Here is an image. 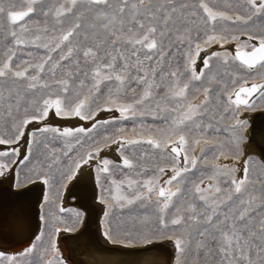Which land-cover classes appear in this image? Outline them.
Wrapping results in <instances>:
<instances>
[{
	"label": "rangeland",
	"instance_id": "obj_1",
	"mask_svg": "<svg viewBox=\"0 0 264 264\" xmlns=\"http://www.w3.org/2000/svg\"><path fill=\"white\" fill-rule=\"evenodd\" d=\"M64 2L65 0H42L41 3L33 5L35 12L26 18L27 31L21 30V25L25 24V21L11 25L5 16H0V67L11 56L14 71L27 68L29 77L38 76V84L45 82L53 84L51 69L59 63V67L55 69V78H65V72H72L75 77L70 82L72 92L80 91L82 95H88L89 99L93 100L92 107L97 113L95 118L90 120H81L74 116L60 117L66 123H59L54 121L53 118L58 116L52 111L49 118L51 117L53 123L46 119L40 125L32 127L31 131H35L37 127L47 126L59 128L61 131L65 128L82 127L85 132H75L69 137L52 131L37 132L35 139L28 134L23 155L21 153L18 156L0 157V162L9 163L12 170L11 177L18 186L34 182L49 187V198L41 210L44 216L43 232L33 244L34 250L25 256L19 254L26 252L28 248L5 256H17L15 264H49L50 261L51 264H64L60 256L55 255L54 245L59 237L58 232L74 231L81 223V214L77 213V210L71 206L63 208L66 187L71 180L67 177L73 175V169L78 162L80 166L91 167L97 175L100 198L107 200L111 205L107 225L116 241L139 246L149 241L155 242L159 238L169 240L173 242L174 246L171 244L169 246L172 247L175 257L174 250L177 246L174 238H179L184 242V251L179 250L178 264H217V259L207 254L206 249L198 244V241H204L209 247L215 248V242L208 234L200 235L206 227H209L202 222L204 214L211 212L208 208L209 204L219 205L216 219H222L225 213L231 217L247 210L251 217L250 227L257 229L259 235L258 226L260 221L264 220V179H262L264 164L256 156H245L248 119L243 113L264 108V93L254 102L244 106L245 108L238 106L231 95L235 90L247 88L253 83H263L264 62H259L253 70H250L236 57L218 52L207 56V60L199 70L194 68L193 63L199 55L196 52L197 44L200 48L210 49L208 47L220 41L231 43L243 36L247 40L240 41L237 49L251 52L253 44L249 38L264 37V16L254 18L245 24L235 20L236 16L247 19L251 15L245 0H206L214 11L224 12L233 19H218L215 22L204 23L206 14L198 7L194 9L195 16L189 14L193 9L184 10V22L177 26L181 33H184L185 29H190L187 38L177 40L176 33H171L165 39V55L162 59L154 53L151 60H146L144 53L140 52L139 59L143 63L138 65L136 57L132 56V45L125 42L130 35L127 33V27L123 34L117 33L121 39L114 46L113 38L109 34L110 30L103 28V21L95 18V11H86L83 3H79L73 9L74 15L84 11L80 21L82 28L75 37L70 38L71 45L65 42L53 51L62 32L72 26L74 15L61 17L63 23L58 24L51 13L45 17L43 10L49 7L55 10ZM179 2L182 0H177V3ZM187 2L191 5L197 0H187ZM2 3L6 9L13 7L14 10H27L28 7L26 0H2ZM92 25L95 27H91ZM118 28L119 25L111 30L115 31ZM13 30L17 32V37L11 36ZM85 36L87 39L84 38ZM208 36H217L219 39L205 43ZM17 38L24 43H15ZM77 45L80 48L98 46L102 57L105 53L117 55V69L122 67L125 60L127 61L129 80L127 87L119 93L116 105L105 103L109 92L104 84L101 85V92L96 94L95 98L89 93L92 86L91 78H86L83 73L90 72L92 65H85L79 52H76L73 58L80 60L79 69L73 63V59L60 60L67 47ZM120 53L125 59L119 58ZM49 56L51 60H48ZM40 64L44 65L43 72L36 67ZM173 71L177 72L176 77L171 76ZM145 73L148 74V83L152 84L151 95L144 99L143 103H136L143 97L146 85L138 84L132 78ZM194 76H199L200 79H194ZM81 79L85 80L83 88L79 87ZM26 83V80L11 76L0 78V92L5 96L8 95V90H11L13 95L19 92L24 97L21 101L22 106L28 107L31 99L50 94V90L41 88L26 92ZM108 84L115 90L114 82ZM184 84L188 85L185 96H175L173 93ZM129 88L135 90L131 91ZM51 91L58 93L59 89L53 84ZM119 105H133L134 110L121 114L118 110ZM189 105L196 106V114L177 128L173 121L189 114ZM105 107H112L110 114L108 111L100 110ZM23 115V107L19 113H14L17 120ZM12 122L7 116V104L0 102V136L13 135L10 127ZM238 122H243V127H240ZM58 124L61 126L59 127ZM70 124L73 125L70 127ZM177 131L187 139L186 145L179 146L182 149L181 158L171 151V144H175L178 139ZM149 140H154L161 146L158 148L148 143ZM197 140L200 141L199 144L195 143ZM129 141L137 142L128 143ZM97 149H99L98 154ZM89 154L91 159H88ZM113 155L121 159L116 160ZM237 156L239 159H236ZM125 158L132 163V167L123 164ZM246 158L250 160V176L254 183L247 184L246 191L236 194L233 190L234 185L230 181L235 179L237 171L240 174L243 172ZM85 159L87 163H84ZM104 160L110 161L108 172L101 171ZM193 161H195L194 165ZM15 168L16 172H14ZM176 171L181 173L180 176L171 185L168 184L167 181ZM45 179L48 183L43 182ZM148 181L153 183L147 184ZM196 185L204 189L203 194L208 197L207 202L200 200V194L194 192ZM148 187L153 188L151 193L147 191ZM160 187L172 191L180 190L164 212H161L160 208L165 198L157 195ZM216 187L221 189L219 193L215 192ZM137 193H144V198L135 200L132 204H128L126 199H116L118 196L131 199ZM251 196L256 197L251 206L241 203V200L247 201ZM191 206H194L195 212L192 211ZM177 209L180 210L179 213ZM178 215L183 216V222L180 225H173L171 220ZM193 216L199 217L200 222L192 219ZM209 231L213 230L209 229ZM0 264H10V262L0 261Z\"/></svg>",
	"mask_w": 264,
	"mask_h": 264
},
{
	"label": "snow or ice",
	"instance_id": "obj_2",
	"mask_svg": "<svg viewBox=\"0 0 264 264\" xmlns=\"http://www.w3.org/2000/svg\"><path fill=\"white\" fill-rule=\"evenodd\" d=\"M28 7L27 10H14L13 7L6 9L3 6L2 0H0V16H5L11 25H17L22 21H25V24L21 25L22 31H27L26 18L31 16L35 12L33 5L36 3H41L42 0H26ZM79 3H83L86 6V11L92 12L95 11V18L97 20L103 21V28L109 29L110 36L113 38V45L115 46L116 42L121 39V36L117 33H124L125 27H127V33L130 34L126 38V43L132 45V56L136 57V63L138 65L142 64L143 61L139 59L140 52L144 53V58L146 60H151L153 54H158L162 59L165 55L164 53V42L165 39L169 37L171 33H176V39L182 40L187 38V33L190 29H185L184 33H181L180 28L177 26L180 23L184 22V10L193 9L189 14L191 16L196 15L195 8H199L206 14L203 22L208 23L209 21L215 22L218 19H233L229 17L224 12L214 11L209 7L206 0H197L194 4H189L187 0H182V2L177 3V0H65L64 3H60L58 7L53 10L49 7L46 10H43V15L47 17L51 13L56 19L58 24H62L63 20L61 17L74 15L73 9L77 7ZM245 3L248 7V10L251 12V15L245 19L243 16H236L235 20L242 21L247 24L249 21L254 20V18H259L264 16V0H245ZM69 6H65V5ZM84 15V11H81L79 15H74V22L72 26L67 28L62 32L59 37V42L56 43L55 47L52 49L55 51L60 48L61 45L67 42L71 45L72 41L70 38H73L77 35L78 31L82 28L81 17ZM119 25V28L115 31L111 29L116 28ZM91 27H95L92 25ZM12 37H17L16 31H11ZM87 39V36L84 37ZM253 37H250L252 39ZM39 39V37H37ZM217 36H208L205 43H211L213 40H217ZM15 43L20 44L24 43L23 40L17 38ZM139 46V47H136ZM48 47V45H44ZM200 45H196V52L199 53ZM11 51V50H9ZM79 52L82 55L85 65L91 64L92 68L90 72H84L83 75L87 78H91L92 86L89 89V93L95 98L96 94L101 92V85L104 84L108 88L109 95L106 97L105 103L109 105H116L119 98V93L125 87H127V81L129 80V75L127 73L128 63L125 60V63L120 69H117V55H112L111 53H105V56H101L99 52V47H83L80 48L78 45L76 47L69 46L66 49L64 55L60 57V60H70L74 58V54ZM191 54H189L190 56ZM218 55V54H217ZM120 59H125L123 54H119ZM237 59L241 60L244 65L248 68H253L256 63L264 62V37H261L259 40V46L254 47L252 52L249 53H238ZM48 60H51V57H48ZM47 63V61H45ZM73 63L76 65L77 69L80 66L79 59H73ZM36 67L39 68L41 72L44 70V65L40 64ZM59 67V63L53 66L51 69V76L53 78V84L59 89L58 93L52 92L53 84L47 82L38 84V76H28L27 68L20 71H14L11 65V56H9L3 66L0 67V78H7L9 76L26 80L25 91L35 90L37 88L48 89L50 94L47 96H41L38 99H31L29 101L30 107L22 106L21 101L24 97L17 92L13 95L11 90H8V95L5 96L3 92H0V102L7 104V116L12 119L10 125L13 135L11 137L0 136V145H13L19 144L21 139H24L26 131L35 139L37 132H57L61 136L69 137L74 135L75 132H85L84 128H65L61 131L59 128H50V127H37L35 131L28 129L30 124H41L48 117L50 112L54 110V115L62 118L78 117L81 120H90L94 119L97 114L93 109L92 104L93 100L89 99L88 95H82L80 91L72 92L71 83L75 77L74 74L70 71L65 72L62 79H56L55 69ZM171 76L176 77L177 72L173 71ZM194 79H200L199 76H194ZM138 84L146 85V88L143 92V97L136 101V103H143L144 99H147L151 95L150 89L152 84L148 83V74L140 75L133 77ZM108 82H114L116 84L115 90H113ZM179 82L177 81V84ZM79 87H85V80L81 79L79 81ZM264 87L262 85H253L250 88H242L240 92L251 94L255 92L258 88ZM188 85L184 84L182 87H179L178 91H175L173 94L175 96L183 97L186 94ZM129 90L134 91L135 89L129 88ZM207 91V90H206ZM53 96L55 98H53ZM115 97V98H114ZM236 104H246V100L240 99V93H236ZM14 101V102H13ZM23 107L24 115L18 120L14 116V113H19ZM99 107V105H97ZM102 111L111 112L112 107L101 108ZM118 110L121 114L134 110L133 105H119ZM188 113L184 115L181 119L173 121L179 128L180 124H183L185 120H191L193 115L196 114V106L189 105ZM240 127H243V122H238ZM178 139L175 143L177 147L171 149L172 152L179 153L181 152V147L187 144V139L183 134H180L177 131ZM137 141H129L128 143H136ZM148 143L154 144L156 147H160V143L149 140ZM195 143L199 144L200 141L197 140ZM27 144V140H25ZM99 149H97V154ZM19 149L13 148L11 151H0V157L8 156H18ZM91 154H89L88 159H91ZM239 159V156L236 157ZM84 163H87V159L84 160ZM110 161L104 160V167L101 169L103 172H108V165ZM249 159H245L242 176L239 180L232 179L230 183L234 185V193L241 194L246 191V185L249 183H254L252 177L250 176L249 168ZM123 164L126 167H132V163L125 158ZM195 161H193V165ZM80 168V163L76 164L75 169H73V175L76 170ZM11 171L9 163L0 162V176H4L7 172ZM163 171V169H161ZM180 172L176 171L175 175L167 181L168 184H172L180 176ZM73 175H69L67 179H72ZM264 179V178H262ZM44 183H48V180H44ZM115 183V181H113ZM153 181H148L147 184H152ZM147 186V185H146ZM147 191L151 193L153 191L152 187H148ZM177 191H172L170 189L166 190L164 187H160L157 191L158 197H164L165 200L160 208L161 212H164L169 208L172 198L177 196L179 193ZM221 189L219 187L215 188V192L219 193ZM194 192L199 195V199L207 202L208 197L203 194L204 189L199 185H196ZM144 193H137L131 199L127 197H116L117 200L126 199L128 204L134 203L135 200L144 198ZM231 199V197H229ZM256 199L255 196H251L247 201L241 200V203H246L249 206ZM215 203V202H214ZM192 211L195 212L194 206ZM218 204L213 206L212 204L208 205V208L211 209L210 213L204 214L203 223L208 225L203 232L200 233L201 236H208L215 242V248L209 247L204 241H198V244L201 248L206 249L207 254H211L214 258L217 259V264H264V220H261L258 226L259 235H257V229L250 227V214L245 211L239 212L233 216H229L227 213L224 214L222 219H216L218 216L217 213ZM179 209L177 212L179 213ZM79 215V214H78ZM183 216H177L171 220L173 225H180L183 222ZM192 219L200 222V218L193 216ZM167 227V225H165ZM212 229L213 231H209ZM107 235V233H105ZM177 248L184 251L183 244L184 242L179 238H174ZM257 240L259 243H257ZM35 248V245L29 247L26 252H22L19 255L25 256L31 253ZM17 256H5L3 252H0V261H8L10 264H15L17 261ZM51 264V261L49 262Z\"/></svg>",
	"mask_w": 264,
	"mask_h": 264
},
{
	"label": "bare ground",
	"instance_id": "obj_3",
	"mask_svg": "<svg viewBox=\"0 0 264 264\" xmlns=\"http://www.w3.org/2000/svg\"><path fill=\"white\" fill-rule=\"evenodd\" d=\"M242 40H247V38L242 36L240 37L239 40L231 43H225L224 41H220L219 43L208 47L210 49H204L203 47H201L199 50L198 58L193 63L194 68L199 70L200 67L201 69V67L204 65L205 61L207 60V56L212 55L214 53L222 52V54L231 55L234 57H237L238 53L250 54L252 51L246 52L237 49V44L241 43L240 41ZM259 40L260 38H252L249 41H251L254 48L259 46ZM253 68H249V69L253 70ZM253 85L264 86V82L253 83L249 85L247 88H250ZM236 93H240V99L246 100L248 102L247 105H249L250 103L254 102L259 96H261L262 93H264V87L258 88L255 92L251 94L242 93L240 92V90H235L234 93L231 95V98L234 102L236 101L237 98ZM247 105L241 103L238 106L243 108L244 106ZM108 114H110V112ZM105 115L107 114H104V116ZM243 116L248 119V128H247L248 139L245 145L246 146L245 156H249V155L256 156L264 164V108L255 109L254 111L248 113H243ZM50 118L48 117L47 121L48 120L51 121ZM53 119L54 121L59 123H66L60 117L59 118L56 117ZM35 125L37 124L28 125V129L31 130V128L34 127ZM71 125L73 124H70L69 126L71 127ZM58 126L60 127L61 124H58ZM28 134L29 132L26 131L24 139H21L19 141V144L17 145L16 144L14 146L0 145V151H7L12 148H18L19 155L21 153L23 155L24 154L23 152L25 151V140H28L27 139ZM175 144H171V149L173 147H177ZM177 156H180L181 158V156L183 155H181L180 152L179 155ZM113 157L116 160L121 159V157H116V155H113ZM11 171L7 172L4 176H0V246H4V247L12 245L14 242L20 241L28 235L29 207L35 200L34 199L32 202H30L27 199H23L21 196H19V194L15 196L16 194L12 193L13 192L12 190L19 189L30 184H37L34 182H29L24 185L18 186L15 183L13 177H11L12 175ZM14 172H16V168L14 169ZM241 176H242V172L240 174V172L237 171V173L235 174V179L239 180ZM74 194H76L77 196H74ZM90 194H91V198H90ZM48 198H49V187L47 186L46 188V186L44 185L43 196L39 200L41 227L37 235L32 239V241L26 243L25 245H20L14 248L0 247V252H3L4 254H12L14 252L33 246V244L36 242V239L39 238L43 232L42 227L44 224V216L43 213H41V210L43 209V206H45L44 203ZM75 199H77V201H79L80 204L74 203ZM70 206L73 209L77 210L78 211L77 213L81 214V220H80L81 223L78 226V228L74 231L57 233L58 234L57 236L59 237L57 238L56 236L57 243L54 245V252L57 257L60 256L64 264H165L166 261L168 260L170 252L169 250H167V246H169L170 244L173 245V242L161 238L157 239V241H162L161 246H156L154 248L143 250L142 252H138V254L132 258L125 257L126 253H116L113 252V250L107 248L106 251L101 250L99 249L98 246L95 245V243H97L96 242L97 240L99 244L105 246H114L119 248H132V247L134 248V247L146 246L150 244V242L138 246L119 240L116 241L112 237L111 235L112 232L111 230H109L107 225V219L109 217L108 213L110 212L111 205L110 203L107 202V200H103L102 198H100V186L97 181V175L93 172L91 167L86 165H81L75 176L69 181V184H67L65 197L63 199V208H68ZM95 207L98 208L99 217H98L97 225H93L94 229H91L92 233H90L89 231L90 228H92L90 227L88 230L89 233H85L81 238L64 237L67 234L80 231L86 219L91 218L92 211ZM97 228L100 231L97 230ZM105 233H107V235ZM66 245H68L69 248ZM179 250H180L179 248L178 249L176 248L174 250L176 253H175V257L173 254L174 259L172 258L173 259L172 264H178ZM68 253H70V258H68Z\"/></svg>",
	"mask_w": 264,
	"mask_h": 264
},
{
	"label": "water",
	"instance_id": "obj_4",
	"mask_svg": "<svg viewBox=\"0 0 264 264\" xmlns=\"http://www.w3.org/2000/svg\"><path fill=\"white\" fill-rule=\"evenodd\" d=\"M102 116V115H101ZM256 118V117H255ZM43 190V185L41 183H37V184H30V185H26L22 188L19 189H14L12 190L14 194H16L15 196H17V194H19V196H21L23 199H27L28 201L33 203L31 204V206L29 207V231H28V235L17 242H14L12 245L9 246H0L2 248H14L20 245H25L28 242H31L32 239L37 235L38 229H39V217H38V205H39V200L42 197V191ZM74 196H77L76 194H74ZM30 197V198H29ZM90 198H91V194H90ZM74 203L76 204H80L79 201H77V199H75ZM83 207V206H82ZM98 208L95 207L92 211V216L91 218L86 219L82 229L80 231H77L75 233H71V234H67L66 238L68 237H72V238H81L85 233H89L88 230L90 227V233H92L91 229H94L93 225H96L98 223ZM96 239V238H95ZM97 243H95L96 246L99 247V249L101 250H105L110 249L113 250V252L116 253H126L125 257L127 258H132L135 257L138 252H142L143 250H148L151 248H154L156 246H161L162 242L161 241H156V242H150V244L146 245V246H140V247H132V248H119V247H114V246H105V245H101L99 244V242L96 240ZM100 245V246H99ZM68 247V245H66ZM69 248V247H68ZM167 250H169V257L168 260L166 261L165 264H171L172 261V257H173V249L170 246H167ZM68 258H70V253H68Z\"/></svg>",
	"mask_w": 264,
	"mask_h": 264
}]
</instances>
